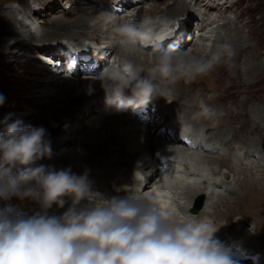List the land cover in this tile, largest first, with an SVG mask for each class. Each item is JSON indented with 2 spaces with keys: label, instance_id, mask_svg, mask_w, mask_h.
Instances as JSON below:
<instances>
[{
  "label": "bare ground",
  "instance_id": "6f19581e",
  "mask_svg": "<svg viewBox=\"0 0 264 264\" xmlns=\"http://www.w3.org/2000/svg\"><path fill=\"white\" fill-rule=\"evenodd\" d=\"M82 1L87 3L88 6L80 10L79 16L73 23H69L62 16H57L59 13L55 14L58 12L56 10L54 13L52 12V19L49 24L57 31L65 29L69 24L78 29V33L87 30L92 32L91 34H99L106 40L104 45L107 48L100 51L99 48L93 49V47H90L88 49L89 52H85L83 55L77 51H75L74 55L71 53L72 58H77L74 66L70 65V68H68L71 70V74H69V71L66 73L62 72L67 67L63 63L62 55L58 56V50L53 51V54L52 52H45V54L49 55L48 58L52 57L50 61L43 56L44 54H31L33 53L31 50L35 49L31 46L32 42H40L42 38L47 36L61 38L60 35H63L62 33L47 31V29H42L40 25H36L34 22H27L26 19L23 22H18L19 17L15 15L5 19L2 24L4 26L14 22L20 23L19 25L21 26L18 28L16 25L14 29H4V32L9 33L15 40L14 43L11 42L8 46L16 45L14 49L7 53V56L11 60H20L24 64L28 63L33 68L38 65L40 69L44 68L46 71L40 70L39 75L42 78L36 85V90H34L37 94L36 100L29 104L28 109L24 108L22 110L23 114L13 115L7 122L11 123L15 120H21L25 125L44 127L46 129L45 139L50 142L53 155L51 159L45 158L38 161V164L55 168L56 170L70 168L72 173L78 176L83 175L87 171L88 178L94 182L95 189L104 193L107 197L127 194H136L140 197H156L160 206L173 211L180 222H183L185 217L206 219L219 228L215 235L225 236L230 234L227 239L228 242H232L230 247H228L232 257L239 255L234 254V251L238 250L237 244L241 243L247 242L248 249L254 250V252L262 251L263 243L259 238L260 234L257 235V232L254 231L252 233L244 230V228L239 229L238 226L242 225L240 224L242 218L228 219L227 215L230 205L225 214L217 211V207L221 203L226 205V196L234 193L233 190L235 189L233 188L236 185L233 186V183L236 184L235 176L238 175H233L234 172H241L244 168H239L241 161L238 160V157L233 158L232 154H236V152L230 153L231 147L229 144L233 143L236 135L224 138L226 134L224 135L220 131L222 124L226 123L223 117L217 123L211 122L214 121L216 113L208 120H205V122L200 120L205 123L206 128H204L205 125L198 124V121H191V107L196 110L200 102L193 97L197 87L179 89V95L174 92L170 99L157 97V101L163 100L169 108L170 114H173L172 120L162 117L164 124L157 126L155 123L139 122L130 118L128 114L133 110L131 108L126 112L116 113L108 106L106 93L102 89L100 82L95 79L99 75L101 67L107 61V54H111L110 58H114L119 54V51L114 47L115 34L112 31V23L108 22L109 18H112L115 23L122 21L138 22L144 18H160L161 20L166 17L163 9L152 3L145 5L144 0H135L131 3L128 2V4L122 3L120 4L121 6L118 4L113 5V3H106L108 4L107 6L95 5L93 0ZM187 2L188 0H180L179 3L175 4L185 5ZM205 2L203 4L209 8L213 0H206ZM150 7L155 8V10H162L156 11L152 16L144 14V11L151 10L147 9ZM130 9H133V11L129 12L128 16L120 17L121 12H127ZM165 11L167 14L168 8ZM203 21H201L199 27L198 37L195 38V46L200 48L203 43L208 45L209 48H214L217 44L224 43L218 30V21L214 19L207 24ZM185 23V20H181L176 27L173 29L169 28V31L167 27L168 34L164 40L172 42L163 43L164 47L175 42L181 49L190 42L193 36L191 35L192 33H189L188 26L186 27ZM156 25H159V28L164 26L159 23ZM67 28L66 30H69ZM72 33L75 32L72 31ZM64 44H61L62 52H64V56H68L70 51L64 48ZM25 45L27 48L20 51V47ZM39 48L41 51H46L45 47L39 45ZM53 48L51 47V49ZM201 48L203 49V47ZM145 51L140 53L138 62L143 60L140 63L147 67L151 61L147 60V57L148 59H153L154 53L151 48L145 49ZM193 52L196 53V50L191 51V53ZM244 52L245 50L241 47L240 51L236 52L232 58L237 64L231 70H235L238 74L240 73L239 69L240 65H242L241 60ZM88 56H90V60L83 61L82 57ZM72 58L68 60L70 61ZM41 59L49 61L48 64L51 66L45 65L40 61ZM103 59L104 63H102ZM224 63L221 64L223 67ZM80 64L81 66L78 68ZM142 75L144 74L142 73ZM190 96L191 98H189ZM223 109V107L217 111L213 109V112L221 113ZM159 111L160 109H157L156 116L158 113L161 114ZM159 116L156 118H159ZM27 120L28 124L25 123ZM0 122L3 121L0 120ZM167 122L170 124L166 125ZM184 122L192 123L191 131L186 132V136L193 142L191 145H183L182 142L181 132L182 123ZM79 123H82V125H79ZM156 126L160 129L170 128V132L165 129V131L151 134V127ZM4 127L5 125L0 123V131H3ZM172 137H174V140ZM241 140L243 146L249 145L251 147L249 149L248 147H238L237 150L241 151H239V156L241 157V154H243L242 159L247 158L246 161H250L249 165H252L251 168L257 167L259 169L263 160H259L261 157H259L258 146L251 142L247 144L242 138ZM216 144L220 145L225 152H218ZM249 151L253 153L250 156L257 154L255 159L256 161L259 160V166H255L256 163L251 162L248 155ZM215 156L216 158H212ZM222 159H226L229 163V170H223L218 165ZM215 165H218L219 168L214 169ZM218 169L221 170L218 171ZM262 169H260L261 175L264 173ZM215 173H218L219 177L212 178ZM254 180L261 181L262 176H252L250 181L244 180L246 182L239 184L245 187V195L251 191L253 185L251 183L255 182ZM236 182L239 183V179ZM118 189H123V191H117ZM198 195H203L205 198L204 208L202 207L203 200L200 203H195V207L193 206V200ZM70 204L71 200L68 199L65 207L62 208V212L61 209H58L56 215H62L67 211ZM4 205L5 203H0V207ZM196 205H200L199 209L196 212L189 213L191 209L196 208ZM239 237H244L245 241H239ZM220 240L227 241L223 238H220ZM232 240L237 241V244ZM232 260L234 264H256L251 258ZM257 264H264V260L259 261Z\"/></svg>",
  "mask_w": 264,
  "mask_h": 264
},
{
  "label": "clouds",
  "instance_id": "9594fccd",
  "mask_svg": "<svg viewBox=\"0 0 264 264\" xmlns=\"http://www.w3.org/2000/svg\"><path fill=\"white\" fill-rule=\"evenodd\" d=\"M108 22L119 54L95 79L116 113L146 107L157 97L170 99L181 81L190 85L234 55L229 43L214 48L202 43L203 55H189L175 44L164 47L168 32L156 24L167 21L160 18ZM149 48L154 57L145 67L138 61ZM213 115L201 100L191 121ZM0 123L5 125L0 131V199L32 196L40 205L32 215L0 207V264H234L212 222L192 217L180 222L156 197H107L95 189L87 171L78 176L70 168L37 163L53 155L44 127L8 123L7 118ZM191 129V122L182 123V131ZM68 199L67 211L49 215Z\"/></svg>",
  "mask_w": 264,
  "mask_h": 264
},
{
  "label": "rangeland",
  "instance_id": "374dc122",
  "mask_svg": "<svg viewBox=\"0 0 264 264\" xmlns=\"http://www.w3.org/2000/svg\"><path fill=\"white\" fill-rule=\"evenodd\" d=\"M93 1L95 2V5L99 4L107 6L108 4L106 3H113V5L118 4L121 6L120 4L122 3L128 4V2L131 3L135 0ZM179 1L180 0H144V3L145 5L152 3L163 9L166 17L161 20H168V31L176 27L179 21H186V27L188 26L189 33H192L193 35H191L193 37L190 42L184 45L181 49L185 50L189 55L192 50H196V53L193 52L191 55H203L206 51L205 48L202 49L201 47L198 48V46H195V38L198 37V28L201 25V23H199L200 20L198 21L199 14L202 13L203 14L200 15V18H202V20H204L203 22L206 24L214 19L218 21L217 26L220 36L223 38L224 43H229L231 45L234 50V55L236 52L240 51L241 47L245 50L244 56L241 60L242 65H240L239 74L235 70H231L235 68L237 64L232 60L234 57L233 55L230 60H227L224 63V67L222 65L218 66L210 75L199 77L190 85L184 84L181 81L176 85L175 93L179 95V89L194 86L193 88L197 87L196 92L193 94L195 99H198V101L203 100L212 108V110L214 109L217 111L221 109V107L224 108L223 111L221 110V113L214 112V114L216 113V116H214V121L211 122L217 123L223 117L226 123L222 124L223 126L220 131L224 135L226 134L224 138L236 135L233 143L231 145L229 144L231 147L230 153H234V151L236 152V154H232L233 158L235 159L238 157V160L241 161L239 168H244L245 171H241L243 173L240 171L234 172L233 175L238 174L235 176L236 184L233 183V186L236 185V187L233 188L235 189L233 190L234 193L226 196V205L221 203L217 207V211L225 214L230 205V210L227 215L228 219L234 220L236 217L242 218L240 223L242 225H239L238 228H244V230L251 231L252 233L255 231L257 232V235L260 234L259 238L264 247V173L261 175L262 172H260V169L264 168V0H213V3L209 5V8L203 4L206 3V0H190L191 3L188 1L185 5L175 4L179 3ZM86 6H88V4L82 0H0V95L4 97V102L0 105L1 121H4L6 118L8 120L16 114H23L24 112L22 110L24 108L28 109L29 104L36 100L35 97L37 94L34 90H36V85H38L39 80L42 78V76L39 75L40 70L45 71L44 68L40 69V66L38 67V65L33 68L32 66H29L28 63L24 64L20 62V60H11V58L7 56V53L14 49L16 45L8 46L11 42L14 43L15 40H13L9 33H5L4 29H14L21 26L19 25L20 23L18 24L17 22L4 26L2 24L5 22V19L15 15L19 17L18 22H23L26 19L27 22H34L36 25H40L42 29H47V31L62 33L63 35H60L61 38H57V36L55 38L54 36H47L42 38L40 42H32L31 46L35 49L31 50V52H33L31 54H44L43 56L47 59L49 55L45 54V52H52L53 54V51L58 50V56L62 55L63 63L67 67V69H64L62 72L66 73L69 71L68 68H70V65L74 66L75 64L76 59L75 57L72 58L75 51L83 55L85 52H89L88 49L90 47H93V49L99 48L100 51L107 48L104 45L106 44V40L99 34H91L92 32L87 30L78 33V29L69 24L66 26L69 30H66L65 28L57 31V29H53L49 24L52 19V14L56 10H58V12L55 14L59 13L57 16H62L69 23H73L79 16L80 10L85 9ZM166 8H168L167 14L165 11ZM147 9L151 10H147V12L144 11L143 13L149 14L150 16L155 14L156 11L159 12L162 10H155V8L151 7ZM132 11L133 9L127 10V12H121L120 17L128 16L129 12ZM39 21L41 22L39 23ZM192 22L194 23L192 24ZM72 31L75 33H72ZM61 44H64L65 49H69L70 55L64 56ZM174 44L177 45L175 42ZM39 45L45 47L44 49H46V51H41ZM51 47L54 48L51 49ZM25 48H27L26 45L20 47L19 50L22 51ZM116 50L118 49L116 48ZM145 52L150 53L148 51ZM51 58V56L48 58L49 61ZM70 58L72 59L69 61L68 59ZM34 59L39 60L38 58ZM147 60L152 59H148L147 57ZM40 61L47 66H51L48 64L49 61L44 62L42 59ZM71 62L74 64L72 65ZM140 62H143V60H140ZM102 63H104V59ZM100 65L102 66V64ZM80 66L81 64L78 68H80ZM191 96L189 98H191ZM180 100L183 101L181 98ZM198 108L199 106L196 110H198ZM196 110L191 107L192 113ZM208 119L209 118L202 117L200 120L205 122V120ZM200 120H198V124L204 126L205 123ZM25 123L28 124V120ZM79 125H82V123H79ZM241 138L244 139L247 144L251 142L258 146V151L260 153L259 157H261L259 160H263L259 169H257V167L251 168L252 165H249L250 161H246L247 158L242 159L243 154H241V157L239 156L240 150H237L238 147H248V149L251 147L249 145L243 146ZM252 154L253 153L249 151L248 155L250 156ZM256 156L257 154H255V156H250V160L252 163H256L255 166H259V160L256 161L255 159ZM212 158H216V156ZM227 163L226 159H222L218 165L223 170H229V163ZM218 165H215L214 169L219 168ZM221 169H218V171ZM262 170L264 171V169ZM215 174L212 178L219 177L218 173ZM252 176H262V180H254L255 182L251 183V185L253 184L251 191L245 195V187L240 185L243 184V182L250 181ZM238 179L239 183L236 182ZM200 196L203 197L202 207L204 208L205 198L203 195H198L194 198L193 206L195 207V203L198 202ZM0 203H5L3 207H11L15 211L27 215H32L40 210L39 202L32 196H12L9 199H0ZM58 209H61L62 212V208H58L54 205L53 208L49 210V215H56ZM213 212H215V210H213ZM238 240L241 242L245 241L244 237H239ZM263 247L261 250L264 254ZM248 250L249 252L254 253V250ZM239 253L240 250L234 251V254Z\"/></svg>",
  "mask_w": 264,
  "mask_h": 264
},
{
  "label": "water",
  "instance_id": "95a60500",
  "mask_svg": "<svg viewBox=\"0 0 264 264\" xmlns=\"http://www.w3.org/2000/svg\"><path fill=\"white\" fill-rule=\"evenodd\" d=\"M200 199H201V200H200ZM202 200H203V197L199 198V203L202 202Z\"/></svg>",
  "mask_w": 264,
  "mask_h": 264
}]
</instances>
